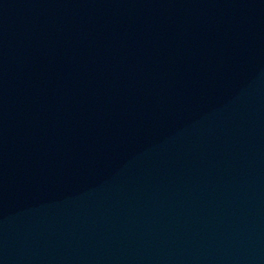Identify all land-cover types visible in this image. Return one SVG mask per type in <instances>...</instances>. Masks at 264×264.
<instances>
[{"label":"water","instance_id":"water-1","mask_svg":"<svg viewBox=\"0 0 264 264\" xmlns=\"http://www.w3.org/2000/svg\"><path fill=\"white\" fill-rule=\"evenodd\" d=\"M0 264H264V0L1 25Z\"/></svg>","mask_w":264,"mask_h":264}]
</instances>
